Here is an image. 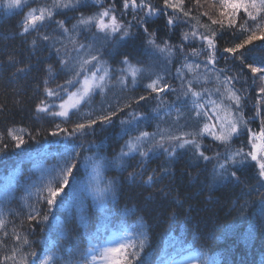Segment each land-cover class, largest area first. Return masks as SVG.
I'll list each match as a JSON object with an SVG mask.
<instances>
[{"label": "trees", "instance_id": "16d2710c", "mask_svg": "<svg viewBox=\"0 0 264 264\" xmlns=\"http://www.w3.org/2000/svg\"><path fill=\"white\" fill-rule=\"evenodd\" d=\"M195 2L196 0H184L185 10L192 9L190 16H197L202 24H210L208 17L200 15L205 11H210L213 18H219L215 10L210 9V5L218 0H200L203 7L198 9L193 8ZM120 3L121 0H118V8ZM146 3L156 8L163 6V0H146ZM36 6L29 4V7ZM96 10L95 7L89 6L76 11H66L56 19H66V26L71 28L80 12L90 13ZM142 14L129 9L125 16L128 22L133 23L132 34L123 39L119 35L107 39L99 36L93 41L92 32L87 31L82 32L79 39L82 43H92L94 48L99 50L101 59L112 69L122 67L120 61L127 55L133 63L139 60L151 64L156 72L166 77L168 83L179 89L181 81L175 74L176 69L184 62L183 56L177 53L169 63L146 43L149 35L144 33L143 28L147 27L149 34L155 33L158 44L167 40L173 45H179L181 33L177 26L182 21L185 22V18L181 17L180 22L171 27L167 24V15L155 20L146 18L143 26H137L140 18L144 17ZM171 14L172 11L169 9L168 15ZM22 16L23 12L9 10L0 4V104L4 105V109L0 110V133H6L8 128L22 127L35 136L32 140L25 134L26 144L19 149L15 148L14 142L5 136L4 143L8 147L5 152L0 153V210L8 221L5 230L9 236L15 227L21 235H28L30 241H35L33 247L37 251L56 242L59 264H66L68 261L72 264H83L82 255L88 249L90 237L94 236L97 230L104 233V225L107 221L103 217L107 216L112 224L123 220L129 226H141L140 230L149 239L145 252L142 253L146 264H158L160 259L166 261L173 253L180 255L196 250L198 257L193 264H200L205 258L206 264H264V203H262L264 186L258 178L257 169L254 166L234 165L227 171L230 173L239 168L238 182L234 178L220 179L213 174V168L217 164L216 159L211 161L197 159L190 148H177L173 157H169L167 152L160 149L150 153L149 158L144 161L136 155L134 158L126 159L123 168L111 167L104 175L113 181L114 194L105 201V211L101 210L90 193L77 191L73 194L70 185L66 189L69 199L65 200L62 207L52 209L56 219L50 217L51 228L46 222L34 228L33 233H29L26 217L30 212L29 205L36 204V197L28 196L32 191L30 185L39 179L42 168L47 169L56 164L65 148L78 149L82 156H90L99 151L101 155L114 159L129 136L137 135L138 131L156 132L159 126L160 129H171L175 134L173 131L176 128L171 126L175 124L174 109L181 108L185 111V108H190V101L183 97L178 101V93L173 92L165 93L159 99L152 94L139 106L134 104L132 109L118 113L110 126L98 123L87 129L83 136L79 134L67 138L51 136L50 132L55 124H60L62 128L66 127L71 131L74 123L83 122L81 117L85 112L93 111L91 118H95L100 114L101 108L109 110V104L113 105L111 110H115L118 97L123 100L127 97L148 95L143 87L148 80H140L136 87H133L129 81L128 87L123 91L120 89L114 91L112 88L106 96L97 93L92 98L91 105L83 106L67 123H62L61 117L52 118L45 113H38L36 105L45 98L43 81L48 77L47 66L52 65L56 73L48 87L54 88L57 84H63L70 73L59 71L55 48L40 41L36 32L26 36L19 34ZM134 16L135 20H133ZM185 23L191 25L196 21L190 20ZM54 27L55 25L42 28L40 32L51 34ZM213 28L219 33L217 26ZM242 38L238 29H223V34L218 35L217 39L219 62L215 68L227 69L223 75L240 77L241 82L234 83L235 88L241 90L239 94L246 97L243 100L242 111L249 120L248 126L253 125V130H259L260 120L264 119V107H261L260 117L253 119L256 112L253 105L261 84L259 79L261 74L251 73L246 65L264 67V40H256L246 46L245 61L241 64L239 59H234L232 54L224 53L223 49L239 42ZM33 39H37L35 49L31 43ZM55 47L60 45L56 44ZM192 48L195 47L185 42V52H189ZM13 52L19 61L14 67L5 62L6 54ZM200 61L202 59L198 58L196 62ZM26 65L31 66L29 71L16 73V68ZM117 75L119 73L114 72V80ZM195 87L199 90V86ZM204 87L214 88V77ZM251 95L254 96V100ZM205 99L208 97L206 96ZM211 99L219 101L217 95H213ZM161 100L163 104L160 103ZM158 105H160L158 112L154 111ZM131 111L143 113L148 119H141L138 125L134 124L128 134L124 135L125 126L120 122L129 120ZM166 111H171V116H167ZM189 120L194 123L183 124L178 128L182 127L181 131L194 130L197 121ZM202 144L205 155L210 157L217 152L223 154L225 151V146L214 142L211 137H205ZM164 147L170 146L165 144ZM240 147H244L246 151L249 149L246 134L238 138L234 137L231 142L233 150ZM220 162H223V157ZM142 168L143 174H140ZM163 169L168 171L165 173ZM153 172L154 181L151 184L144 183L147 176ZM130 173L137 174L132 177ZM80 179L87 181L88 177L82 175ZM36 207L41 211L47 210L46 204L43 203L36 204ZM81 217H84L83 223ZM57 220L62 222L63 231L57 228ZM2 236L3 233L0 232V237ZM13 246L11 239H6L5 243L0 245V264L5 256L11 255ZM24 251L29 249L25 247ZM201 253L203 255H200ZM7 264L13 262L9 260Z\"/></svg>", "mask_w": 264, "mask_h": 264}, {"label": "snow or ice", "instance_id": "6c2138e0", "mask_svg": "<svg viewBox=\"0 0 264 264\" xmlns=\"http://www.w3.org/2000/svg\"><path fill=\"white\" fill-rule=\"evenodd\" d=\"M0 4L9 10L15 9L23 12L20 21V35L26 36L31 32H36L40 41L48 43L50 47L55 48L58 57L59 71L70 73L68 79L63 84H57L54 88L48 87L51 79L55 78V72L52 65L47 66L48 77L44 79L45 85L43 92L45 98L36 105L38 113H45L52 118H63L62 123L71 120L80 109L91 105L94 95L99 93L106 96L107 92L114 87H119L121 91L126 89L131 81V85L136 87L142 79L148 82L143 85L148 95H139L137 97H127L126 99L117 98L115 110H111L113 105L109 104L108 109H100V114L93 116V111L82 114V121L72 125L71 131L68 128H62L60 124H55L50 135L53 137L64 136L65 138L83 136L86 130L92 128L98 123L111 125L113 118L125 109H132L133 105L139 106L141 102L149 99L152 94L159 99L168 92L178 93L177 100L181 97L190 101L188 113L181 108H175L176 116L174 122L179 120L195 119L197 127L192 131H180L179 134H173L171 129H160L156 132L138 131L135 136H129L128 140L121 147V151L114 159H109L100 154L99 151L90 156H82L78 149H67L60 154L55 165L47 169L40 170V177L30 185L32 191L28 193L29 198L36 197V204H46L47 210L41 211L36 204L29 205L30 212L26 219L29 223V233L34 232V228L39 227L46 222L51 228L50 217L56 219L52 212L53 207H62L66 199H69V193L66 189L71 185L73 194L77 191L90 193L93 199L98 202L102 211H105V201L114 194L113 181L108 179L104 173L113 166L123 168L126 159L134 158L136 155L144 161L149 158L150 153H155L163 149L169 157L176 154V149L190 148L197 159L211 161L216 159L217 164L213 168V174L220 179L234 178L237 182L239 177L237 171L228 172V168L234 165L254 166L258 172V178L264 186V119L260 120L259 130L250 128L242 111L243 100L241 90L235 88L234 82H239V76L223 75L227 69H216L217 63V39L218 35L223 34V29L229 28L239 30L242 39L230 47L223 49L224 53L232 54L234 59H239L241 64L245 61L246 46L251 45L256 40H264V0H218L210 5V9L215 10L219 16L213 18L210 11H205L200 15L208 17L210 24H202L197 16H190L192 9L185 10L184 0H163V6L156 8L146 0H121L118 8V0H0ZM29 4H36V7H29ZM107 4V6H105ZM95 7L97 10L90 13L80 12L75 18L76 22L71 28L66 26V19H56L66 11H76L80 8ZM203 5L200 0H196L193 8H200ZM27 8V11L24 9ZM129 9L133 12L144 11V17H141L137 26H143L146 18L160 15H167V24L171 27L180 22L181 17L185 22L195 20L191 24V31L184 32L181 35V43L173 45L165 40L158 44L155 33H148L147 27H144V33L149 35L146 43L151 46L155 53H159L169 63L179 53L183 56L184 62L176 69V78L180 79L179 89L174 88L167 82L164 75L156 72L151 64L143 61L133 63L126 55L120 61L122 67L112 69L105 61L101 59L99 50L94 48L92 43H82L79 39L82 32H92V40L99 36L107 39L110 36L119 35L122 39L130 36L132 22L124 23L123 17ZM172 11L168 15V10ZM119 12V15L117 14ZM242 17V22H241ZM136 17H133L135 20ZM52 28L51 34H42L40 29ZM217 26L219 33L213 28ZM93 29L95 31H93ZM203 29V31H200ZM59 33V35H56ZM199 41L200 48H192L185 52V42L193 43ZM33 49L37 45V39L32 40ZM59 44L60 47H55ZM95 52V54H93ZM5 61L9 66H15L19 61L15 53H7ZM204 55L205 59L197 63V59ZM189 57L192 59L190 60ZM30 65L22 68H16V73H26L30 70ZM247 69L251 73H260L261 84L258 88V95L253 105L256 108L253 119L260 117L261 107H264V67H256L253 64H247ZM203 70V71H201ZM114 72L119 75L113 79ZM211 74V75H210ZM223 76V78H221ZM190 77V78H189ZM214 77L215 87L209 89L204 87ZM195 86H199V90ZM213 95L219 97V101L211 99ZM208 99H205V97ZM163 104V101L160 102ZM160 105L154 111L159 110ZM4 105L0 104V110ZM167 116H171V111H166ZM129 120H121L123 134L127 135L133 125H138L141 119L147 120L148 117L143 113L131 111ZM25 134L29 139L34 140L35 136L25 128H8L6 133H0V153L7 150L8 145L4 143L5 136L14 142V147L19 149L26 144ZM247 135V144L249 150L244 147L233 150L231 142L234 137ZM159 137V139H157ZM205 137H211L214 142H219L225 146L224 153H215L210 157L205 155L202 140ZM168 144L170 147L165 148ZM99 148V146H97ZM223 157V162L221 161ZM83 169V173H82ZM167 172V169H163ZM137 173H130L134 177ZM143 174V168L141 173ZM87 175V181H82L80 177ZM155 173L147 176L144 181L151 184L154 181ZM31 179V177H28ZM264 203V201H262ZM107 223L104 225V233L97 230V233L90 237L87 251L82 255L83 264H146L142 257L146 246L149 243L148 236L140 230L141 226H129L123 220L112 224L109 217H103ZM84 222V217H81ZM57 228L63 231L62 222L56 221ZM8 221L5 214L0 210V245L5 243L6 239H11L14 246L11 248V255L3 258L2 264H7L9 260L13 264H59L58 243L54 242L46 248L37 251L30 241L28 235H21L13 227L11 236L5 230ZM23 226V222L21 227ZM27 247L29 251H24ZM200 255H203L201 253ZM66 264H72L71 261ZM158 264H165L163 259ZM200 264H206V258L201 260Z\"/></svg>", "mask_w": 264, "mask_h": 264}, {"label": "rangeland", "instance_id": "374dc122", "mask_svg": "<svg viewBox=\"0 0 264 264\" xmlns=\"http://www.w3.org/2000/svg\"><path fill=\"white\" fill-rule=\"evenodd\" d=\"M137 3H139V2H137ZM107 6V5H106ZM137 12H141V13H143L142 15L144 16V11H137ZM215 12V11H214ZM118 15H119V12L117 13ZM163 14V13H162ZM160 14V15H157V16H152V17H149L148 19H151V20H155V19H161L163 16L165 17V14ZM123 20H124V23L125 24H128V18L126 17V16H124L123 17ZM177 29L179 30V32L181 33V35H182V33H184V32H190L191 31V27H190V25H187L185 22H183L182 21V23L181 24H179L178 26H177ZM181 40V39H180ZM195 48H200L202 45H201V43L199 42V41H196V42H193V43H191ZM216 56H219V54H218V52L216 53ZM199 58H201L202 59V61L205 59V56L204 55H202V56H200ZM218 62H219V58L217 57V63H216V66L218 65ZM215 66V67H216ZM249 76V75H248ZM249 78V77H248ZM252 82H253V80H251ZM239 82H241V81H239ZM244 86H245V84H244ZM120 88L119 87H114L113 88V90L114 91H117V90H119ZM252 96V95H251ZM252 99L254 100V96H252ZM255 101H256V99H255ZM185 110V112L186 113H188V108H185L184 109ZM175 124H171V126L172 127H174V128H176V130H174L173 132L175 133V134H179V132L181 131V130H183V128L182 127H180V128H178L179 126H181V125H183V124H190V125H192L193 123H194V121H191V120H189L187 117L185 118V119H181V120H179V122L178 123H176V122H174ZM250 128H252L253 129V125H250L249 126ZM178 128V129H177ZM186 130V129H185ZM192 130V129H191ZM187 131H190V130H187ZM258 131V130H257ZM248 148H249V146H248ZM247 150H249V149H247ZM190 261V257L189 258H183V259H181V261H177L175 264H186L187 262H189Z\"/></svg>", "mask_w": 264, "mask_h": 264}]
</instances>
